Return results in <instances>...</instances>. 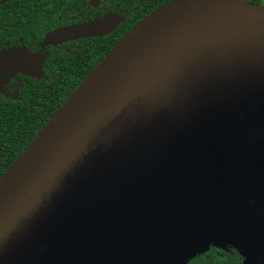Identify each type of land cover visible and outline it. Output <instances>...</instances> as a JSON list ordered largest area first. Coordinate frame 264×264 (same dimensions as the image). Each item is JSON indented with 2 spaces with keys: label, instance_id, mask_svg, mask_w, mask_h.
<instances>
[{
  "label": "water",
  "instance_id": "water-1",
  "mask_svg": "<svg viewBox=\"0 0 264 264\" xmlns=\"http://www.w3.org/2000/svg\"><path fill=\"white\" fill-rule=\"evenodd\" d=\"M249 2L169 0L117 42L0 177V264H188L210 247L264 264V5ZM43 62L0 50V94Z\"/></svg>",
  "mask_w": 264,
  "mask_h": 264
},
{
  "label": "trees",
  "instance_id": "trees-1",
  "mask_svg": "<svg viewBox=\"0 0 264 264\" xmlns=\"http://www.w3.org/2000/svg\"><path fill=\"white\" fill-rule=\"evenodd\" d=\"M168 1L100 0L109 12L118 14L117 8H123L122 20L113 32L82 40L76 48L77 53L69 45L48 47L44 50L41 78L18 74L10 81L5 94H0V177L117 42L143 17ZM249 3L264 5V0H250ZM39 43V39L21 42L31 51L43 49L41 46L39 50ZM242 263L236 249L210 247L188 264Z\"/></svg>",
  "mask_w": 264,
  "mask_h": 264
},
{
  "label": "flooded vegetation",
  "instance_id": "flooded-vegetation-1",
  "mask_svg": "<svg viewBox=\"0 0 264 264\" xmlns=\"http://www.w3.org/2000/svg\"><path fill=\"white\" fill-rule=\"evenodd\" d=\"M117 9L119 10L117 11L118 14L107 11L101 5L100 0H0V48H3L0 50L10 47H23L31 51L27 46L21 44V42L24 40L32 42L39 39L38 48L40 50L42 46L43 49L31 51L32 53L44 57V50L46 48L63 45L74 47V53H77L76 48L81 44L82 40L95 37L69 40L46 46L43 44L45 34L60 27L100 20L107 14L120 17V21L111 31L113 32L122 20L123 8ZM28 26L31 27L28 28ZM11 42L19 43L11 44Z\"/></svg>",
  "mask_w": 264,
  "mask_h": 264
}]
</instances>
